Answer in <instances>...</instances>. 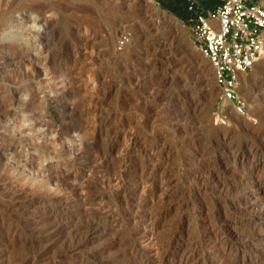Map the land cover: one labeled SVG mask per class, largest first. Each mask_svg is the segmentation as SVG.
I'll use <instances>...</instances> for the list:
<instances>
[{"label": "rangeland", "instance_id": "374dc122", "mask_svg": "<svg viewBox=\"0 0 264 264\" xmlns=\"http://www.w3.org/2000/svg\"><path fill=\"white\" fill-rule=\"evenodd\" d=\"M0 17L1 172L18 180L19 187L34 186L36 193L42 189L45 198L57 199L66 187L56 178L68 174L78 152L102 157L112 139L110 158L82 180L99 182L103 169L118 167L125 157L130 161L127 178L132 179L119 194L104 187L108 196L120 197L118 203L126 200L117 204V226L68 253L72 231L56 234L49 220L39 219L48 204L33 205L30 193L0 192V264H22L28 251L46 248L43 258L28 264H148L147 251L123 256L122 246L152 224L158 244L172 238L167 264H182L189 254L194 258L188 264H264L259 252L263 194L250 187L264 176V62H257L241 85L246 113L220 120L215 114L220 91L210 60L195 45L190 26L157 0H0ZM33 19L37 25L30 27ZM14 25L24 31L21 38L32 37L31 43L12 47L3 38L16 30ZM125 31L131 40L119 48ZM28 117L32 121L18 130L17 122ZM68 120L75 129L60 139L57 132ZM29 123L36 130L27 128ZM250 148L261 156L255 167ZM144 165L150 171L145 167V172L158 175L155 187L138 179ZM249 167L253 177L245 173ZM46 179L48 185L41 186ZM130 210L135 221L126 215ZM224 217L230 221L223 222ZM21 219L40 234L16 240L9 225L21 226ZM221 223L229 231L236 229L233 247H222L227 233ZM175 227L181 229L171 236ZM31 236L44 241L36 247Z\"/></svg>", "mask_w": 264, "mask_h": 264}, {"label": "bare ground", "instance_id": "6f19581e", "mask_svg": "<svg viewBox=\"0 0 264 264\" xmlns=\"http://www.w3.org/2000/svg\"><path fill=\"white\" fill-rule=\"evenodd\" d=\"M2 9V8H1ZM10 13V12H9ZM7 14V13H6ZM2 15H5V14H2ZM10 14H8L9 16ZM0 19H4V17H0ZM6 20V19H5ZM6 22V21H5ZM8 23V22H7ZM36 20L33 19V21L31 22V24L29 25L30 27H35L37 24H36ZM6 24V23H5ZM13 24V23H12ZM1 25V24H0ZM3 26V24H2ZM24 26V25H23ZM11 28H16V30H14V32H6L2 34L3 35V38L6 39V40H10L12 42V47L16 46L17 43L20 41L22 43H24L25 45L28 44L32 37H23L21 38L20 36L24 33V31H20L18 28H19V25H14V26H11ZM21 29V28H20ZM26 29V28H25ZM28 30V29H27ZM33 31V30H31ZM1 34V32H0ZM2 38V37H1ZM32 42H36V41H32ZM31 43V42H30ZM23 44V45H24ZM19 45V44H18ZM32 45V44H31ZM10 46V47H11ZM32 47V46H31ZM34 47V46H33ZM4 48V47H2ZM16 49V48H15ZM26 49V48H25ZM1 52V51H0ZM6 52V51H5ZM4 52V53H5ZM81 52V51H80ZM8 53V52H7ZM6 53V54H7ZM5 54V55H6ZM78 54V53H77ZM4 55V54H3ZM8 55V54H7ZM10 55V54H9ZM8 55V56H9ZM7 56V57H8ZM4 57V56H3ZM10 58V57H9ZM17 61V60H16ZM258 62H264V51L262 53V56L259 58ZM18 66V65H17ZM186 71V70H185ZM246 73H242L241 74V85L246 81ZM241 88V86H240ZM27 108V107H26ZM25 109V108H24ZM29 109V108H28ZM71 110V109H70ZM24 112V111H23ZM63 112V111H62ZM64 113V112H63ZM27 114L29 115L30 113L27 112ZM67 114V113H66ZM1 115V114H0ZM3 115V114H2ZM1 115V116H2ZM21 115V114H20ZM25 115V113H24ZM68 115V114H67ZM32 116V115H31ZM38 116V115H37ZM4 117V116H3ZM6 117V116H5ZM179 118V117H178ZM4 119V118H3ZM17 119V118H16ZM15 119V120H16ZM29 119H32L30 117L28 118H21L15 125V127L18 128V130H20L22 127L26 126V122H31L32 120L30 121H27ZM176 119V117H175ZM4 121V120H3ZM69 121V120H68ZM16 122V121H15ZM99 122V121H98ZM177 122V121H176ZM181 122V121H180ZM50 123V122H49ZM78 126V125H77ZM26 128V127H25ZM30 130H36V125L35 124H32V123H29L28 124V127ZM26 128V129H27ZM72 129H75V124L71 121L68 122V124L61 128V130L57 133H59V137L58 138H63L69 131H71ZM14 130V129H13ZM39 130V129H38ZM37 130V134H39V131ZM53 130V124L50 123L49 124V131H52ZM111 130V129H110ZM22 131H25V130H22ZM20 131V132H22ZM27 131V130H26ZM15 133V132H14ZM25 133V132H24ZM48 134V132H46ZM27 134V133H25ZM31 135V133H28ZM22 135V134H21ZM29 135V136H30ZM42 134L40 133V136ZM17 136V135H16ZM19 137V136H18ZM42 137H45V136H41ZM47 137V136H46ZM7 138V137H6ZM26 138V137H25ZM24 138V139H25ZM31 138V136H30ZM35 138V137H34ZM33 138V139H34ZM37 138V137H36ZM102 138V137H101ZM114 138V137H113ZM10 139V138H9ZM23 139V140H24ZM32 139V138H31ZM51 139V138H50ZM59 139V140H60ZM117 139V138H116ZM256 139V138H255ZM8 140V139H7ZM27 140V139H26ZM29 140V139H28ZM104 140V139H103ZM10 141V140H9ZM48 141H49V138H48ZM112 139L110 140L109 144H108V149L106 151V153L102 156V157H97L96 156V153L97 150H96V153H95V156H96V159L94 157H91V156H86V153L85 151L82 149L80 150V152H78V155L74 158V163L72 164V166L70 167L69 171H68V174L66 176H64L63 178L62 177H55L56 179H60L62 180V182L64 183V186L66 187V192L64 194V196L60 197V198H54L52 197V199H47L45 198L43 195H41L39 192L42 191V189L36 193V191H34V186L33 187H22L20 185H18V180L16 179H12V177L10 178L9 176H7V174H5L4 172L2 173L1 172V169H2V160H3V156L0 154V192L2 193L3 196H7L9 194H14L16 192H22V193H30L31 194V202L33 203V205H37V204H48L46 210H41L40 212V221H48L49 220V223L52 225V228L56 234L58 233H61V232H64V231H68V230H71L72 231V236L69 237V246L65 249V252H70L72 250H76L77 248H79L80 246L84 245L85 243L89 242L90 240H92L93 238H95L98 234H102V233H108L109 230H112L114 229L117 224L116 222L119 220L118 218V215L117 212H116V208L119 207L117 206V204H121L123 203L124 201L126 200H122L120 199L121 201L118 203L117 202V199H113V196H108L107 194V191L104 187H108V189L110 188L112 191L113 189L115 190L114 193L116 192V194H119L120 190L122 189H125L128 188L130 185H132L129 181L132 180H128V178H131L130 175L129 177L127 178V169H128V166L130 164V161L125 157L121 163L119 164L118 167H109L108 169H103V173H101L100 175L98 174V178H99V182H96L93 180V182H87V181H84L82 180L84 178V176L87 177L88 179V176H90V174L93 172V170H95V168L97 166H100V162L101 160H106L109 157V155L111 154V151L115 148L114 147V144L112 143ZM15 142V141H14ZM28 142V141H27ZM42 142V141H41ZM52 142V141H51ZM50 142V143H51ZM20 143V142H19ZM115 143V142H114ZM125 143V142H124ZM251 143V141H250ZM33 144V143H32ZM103 144V143H102ZM106 144V143H105ZM127 144V143H126ZM48 145V144H47ZM251 145V144H250ZM36 146L38 148L41 147V144L39 143H36ZM56 146V145H55ZM88 146V145H87ZM86 146V147H87ZM118 146V145H117ZM130 146L132 145H127L125 147V150L124 151H128L130 150ZM136 146V145H135ZM252 146V145H251ZM46 147V146H45ZM89 147V146H88ZM249 147V146H248ZM261 147V146H260ZM42 148V147H41ZM50 148V147H49ZM58 148V147H57ZM104 148V147H103ZM252 148V147H251ZM250 148V149H251ZM262 148V147H261ZM55 149V148H54ZM249 149V148H248ZM53 150V149H52ZM86 150V148H85ZM153 150V149H152ZM229 150V149H228ZM258 150V149H257ZM44 151V149H43ZM101 151V150H100ZM104 151V150H102ZM42 151L39 150V154L41 153ZM47 152V150H46ZM95 152V150H94ZM105 152V151H104ZM130 152V151H129ZM234 152V151H233ZM236 152V151H235ZM251 152L253 153V157L254 158V164H253V167L257 166L256 163L257 161L260 160L261 156L257 153L254 152V150L251 149ZM50 153V151H49ZM61 153V152H59ZM63 153V152H62ZM113 153V152H112ZM238 153V152H237ZM46 154V153H45ZM91 154H94V153H90ZM100 154V153H99ZM102 154V153H101ZM125 154H128L127 152ZM124 154V155H125ZM230 154V153H229ZM262 154V153H261ZM113 155V154H112ZM123 155V154H122ZM248 155V154H246ZM251 153H249L248 156H250ZM43 156V155H42ZM49 156V155H48ZM99 156V155H98ZM236 156V155H235ZM242 156V155H241ZM232 157V156H231ZM117 158V157H116ZM263 158V157H262ZM117 160V161H118ZM131 160V159H130ZM222 160V159H221ZM220 160V161H221ZM251 160V159H250ZM108 161V160H107ZM106 161V162H107ZM118 161V162H119ZM105 162V163H106ZM109 162V161H108ZM9 164V163H8ZM7 164V165H8ZM101 164H103L101 162ZM109 164V163H108ZM139 164V163H138ZM150 164V163H149ZM154 164V163H153ZM137 165V164H136ZM135 165V166H136ZM212 165V164H211ZM24 166H26L24 164ZM29 166V165H28ZM26 166V167H28ZM32 166V165H31ZM133 166V165H132ZM154 166V165H153ZM152 166V167H153ZM215 166V165H214ZM244 166V165H243ZM130 167V166H129ZM146 167V170L148 169V165L147 166H143L142 169L144 170ZM151 167V166H150ZM218 167V166H217ZM250 168L248 169L247 172H245L246 174H249V176L253 177V171H254V168ZM5 168V167H4ZM99 168V167H98ZM11 169V168H10ZM100 169V168H99ZM216 169V168H215ZM218 169V168H217ZM16 170V169H15ZM30 170V169H29ZM28 170V172H29ZM32 170L35 171V169L33 168ZM149 170V169H148ZM147 170V171H148ZM227 170V169H226ZM245 170V169H244ZM243 170V172H244ZM264 170V169H263ZM5 171V169H4ZM145 172L144 171H139L141 174H139V180L141 182L142 185H146L147 186H150V187H155L156 184H155V180L158 179L157 176L158 175H152L151 173H148V172ZM154 171V170H153ZM213 171V170H212ZM216 171V170H215ZM218 171V170H217ZM214 172V171H213ZM7 173V172H6ZM33 172L31 171V174ZM97 173V172H96ZM256 173V172H255ZM30 174V173H29ZM35 174V173H34ZM51 174V173H50ZM213 174V173H212ZM216 174V173H215ZM219 176V174H216L215 176ZM245 175V174H244ZM260 175V174H259ZM264 175V174H263ZM36 177V175H34ZM59 176V175H58ZM28 177V176H27ZM33 177V176H32ZM44 177V176H43ZM42 177V178H43ZM50 177V176H49ZM48 177V178H49ZM137 177V176H135ZM47 178V176H46ZM47 178V179H48ZM54 178V179H55ZM96 177V179H98ZM218 178V177H216ZM256 178V177H255ZM44 181L42 183L41 186H44L47 184V180ZM55 179V180H56ZM137 179V180H138ZM212 179V178H211ZM251 179V178H250ZM254 179V178H252ZM39 180V179H38ZM213 180V179H212ZM220 180V178L218 179ZM98 181V180H97ZM61 182V181H60ZM244 182V181H243ZM36 183V182H35ZM199 183V182H198ZM247 183V182H246ZM48 185V184H47ZM223 185V184H222ZM37 186V185H36ZM40 186V187H41ZM63 186V184H62ZM63 186V187H64ZM245 186V185H244ZM106 187V188H107ZM135 187V186H134ZM246 187V186H245ZM250 187H253L254 189H259L261 190L262 194H263V199H262V207H263V210L262 212L264 211V176H261V178L259 179H254L251 183H250ZM113 188V189H112ZM244 188V187H243ZM143 189V188H142ZM145 189V188H144ZM243 190V189H242ZM42 193V192H41ZM112 193V192H111ZM127 193V192H126ZM125 194V193H124ZM261 194V195H262ZM115 195V194H113ZM49 196V195H47ZM46 196V197H47ZM124 196V195H123ZM122 196V197H123ZM115 197V196H114ZM9 198V197H8ZM49 198V197H48ZM126 198V197H125ZM53 200V201H52ZM124 204H126L124 202ZM123 204V205H124ZM127 206V205H126ZM124 207V206H123ZM122 208V207H121ZM130 208V207H129ZM128 208V209H129ZM123 209V208H122ZM124 210V209H123ZM39 212V211H38ZM133 213V212H132ZM131 213V210L130 212L127 211L126 212V215H129V216H132L133 219L136 217L135 215H133ZM234 213V212H233ZM231 213V214H233ZM159 215V214H158ZM227 215V214H226ZM224 214V216H226ZM230 215V214H229ZM262 215V214H261ZM251 216V215H250ZM230 217L232 218V215H230ZM236 217V216H235ZM256 217V216H255ZM157 218V217H156ZM130 219V218H129ZM127 219V220H129ZM137 219V218H135ZM134 219V221H135ZM139 219V218H138ZM158 219V218H157ZM230 218L229 217H224L223 219V222H227ZM253 219V218H252ZM22 220V225L20 226L19 224L18 225H15V226H10V230L13 231V235L16 236V240H19V239H22L20 237H22L23 234H27L30 233V235H36V234H40L39 231H35L31 228L28 227V225L26 226V222H27V219H21ZM121 220V219H120ZM219 220V219H218ZM220 220V221H221ZM233 220H235V218H233ZM18 221V220H16ZM37 221V220H36ZM130 221V220H129ZM128 221V222H129ZM154 221V220H153ZM230 221V220H229ZM6 222V221H5ZM31 222V221H30ZM121 222V221H119ZM132 222V221H131ZM130 222V223H131ZM148 222V221H147ZM14 223H16L14 221ZM13 223V225H14ZM29 223V222H28ZM35 223V222H34ZM48 223V224H49ZM122 223V222H121ZM121 223H119L121 225ZM21 224V223H20ZM133 224V223H132ZM1 225V224H0ZM38 225V224H37ZM40 225V224H39ZM38 225V226H39ZM217 225V224H216ZM7 226V225H6ZM36 226V225H35ZM37 226V227H38ZM153 227H155V225L152 224ZM148 227L149 229L147 228H143L141 230V236L139 238H129V239H125V241L123 242V245L124 247L122 246L123 248V253L122 255L125 256L127 251L129 252H132V253H135L137 251H147L148 252V264H167L169 262V260L171 259V256L169 254V250L170 248L172 247V238L171 240H167L169 242H167V244L165 245H160L157 243V241L154 239L155 237H153V233H152V230H153V227ZM218 227V226H217ZM229 228V227H228ZM140 229V228H139ZM174 229V228H173ZM172 229V230H173ZM181 228L179 227H175V230H173L171 236H176V234L180 231ZM220 229L223 230L224 232L227 233V236L225 239H223V243L222 244V247L226 248L227 246L229 247L232 246L233 247V243H234V238H235V232H236V229H233L231 231H229V229H227V227L225 228V226L220 225ZM155 230V229H154ZM50 231V230H49ZM114 231V230H113ZM116 231V229H115ZM136 231V230H135ZM140 231V230H139ZM223 233V232H222ZM238 233V231H237ZM244 234V233H243ZM148 236V243L145 241L146 237L145 236ZM239 236V235H238ZM238 238V237H237ZM27 239V238H26ZM30 243L33 244V245H40L44 239H41L40 237H32L29 239ZM252 242H255L256 240L253 239L251 240ZM16 242V241H15ZM160 242V240H159ZM164 243V240L162 241ZM244 242V241H243ZM249 242L246 241L244 242V246H245V243L247 245V243ZM17 243V242H16ZM236 245V243H235ZM238 246V245H236ZM37 247V246H36ZM44 247V246H43ZM39 248V247H38ZM236 248V247H235ZM193 249V248H192ZM39 251H33L31 253H28L22 258V264H28L29 262H37L39 259H41V257L43 258L44 255H46V252H47V248L46 249H38ZM197 250V249H196ZM225 250V249H223ZM199 252H202V251H199ZM259 252H261L262 254H264V244H261L260 246V250ZM21 253V252H20ZM192 253V252H191ZM192 254H196L195 251H193ZM201 254V253H200ZM198 255V254H197ZM19 257V256H18ZM193 256L192 255H187V256H184L181 258V263L182 264H188L190 263V259L192 258ZM194 258V257H193ZM122 258L120 257H117V260H120ZM20 260V259H19Z\"/></svg>", "mask_w": 264, "mask_h": 264}, {"label": "built area", "instance_id": "2783aa9c", "mask_svg": "<svg viewBox=\"0 0 264 264\" xmlns=\"http://www.w3.org/2000/svg\"><path fill=\"white\" fill-rule=\"evenodd\" d=\"M188 9L192 39L214 68L220 91L217 118L244 115L241 74L250 73L264 51V0H215L211 7L189 0ZM130 40L131 34L123 32L119 48Z\"/></svg>", "mask_w": 264, "mask_h": 264}, {"label": "trees", "instance_id": "16d2710c", "mask_svg": "<svg viewBox=\"0 0 264 264\" xmlns=\"http://www.w3.org/2000/svg\"><path fill=\"white\" fill-rule=\"evenodd\" d=\"M162 8L172 12L179 19L186 22L188 25L190 23V18L192 13L188 9L189 0H157ZM215 0H202V3L206 7H211Z\"/></svg>", "mask_w": 264, "mask_h": 264}, {"label": "water", "instance_id": "95a60500", "mask_svg": "<svg viewBox=\"0 0 264 264\" xmlns=\"http://www.w3.org/2000/svg\"><path fill=\"white\" fill-rule=\"evenodd\" d=\"M163 12H165V10H163ZM168 14H169V16H171L173 18V15H171L170 13H168ZM177 20L180 21L181 19L177 18Z\"/></svg>", "mask_w": 264, "mask_h": 264}]
</instances>
